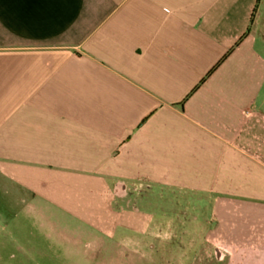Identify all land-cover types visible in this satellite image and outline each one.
Instances as JSON below:
<instances>
[{"label":"crops","instance_id":"obj_1","mask_svg":"<svg viewBox=\"0 0 264 264\" xmlns=\"http://www.w3.org/2000/svg\"><path fill=\"white\" fill-rule=\"evenodd\" d=\"M3 197L108 237L213 203L263 264L264 0H0Z\"/></svg>","mask_w":264,"mask_h":264},{"label":"rangeland","instance_id":"obj_2","mask_svg":"<svg viewBox=\"0 0 264 264\" xmlns=\"http://www.w3.org/2000/svg\"><path fill=\"white\" fill-rule=\"evenodd\" d=\"M155 202L162 214L142 235L120 229L108 237L62 211L10 206L3 197L0 246L17 251L15 264H256L236 247L237 221L213 216L216 204Z\"/></svg>","mask_w":264,"mask_h":264}]
</instances>
